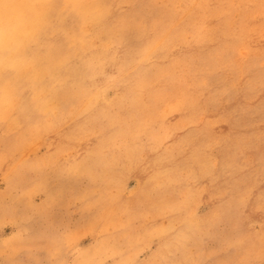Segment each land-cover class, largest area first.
Returning <instances> with one entry per match:
<instances>
[{
  "label": "rangeland",
  "instance_id": "1",
  "mask_svg": "<svg viewBox=\"0 0 264 264\" xmlns=\"http://www.w3.org/2000/svg\"><path fill=\"white\" fill-rule=\"evenodd\" d=\"M7 26L0 264H264V0H41ZM226 192L242 237L177 251Z\"/></svg>",
  "mask_w": 264,
  "mask_h": 264
},
{
  "label": "snow or ice",
  "instance_id": "2",
  "mask_svg": "<svg viewBox=\"0 0 264 264\" xmlns=\"http://www.w3.org/2000/svg\"><path fill=\"white\" fill-rule=\"evenodd\" d=\"M76 175H84L79 168L75 169ZM189 176L192 173L189 172ZM225 198L229 199V211L227 214L222 215L217 219H212L210 221L204 222H194L193 219L185 217L180 221L181 227L179 230H173L176 237V250L179 251L180 248L187 247L191 245L192 247L202 248L199 240L196 236L202 233H206L216 228L218 225H223L225 238L223 251H227L229 248L233 247L237 239L242 237L243 232L241 229V223L243 220V210L247 203L243 192L238 193L239 199L235 196H230L229 193H224ZM190 203L191 200L195 199V193L190 192L186 198ZM160 264H169L168 261H161ZM172 264H199V262L191 261H174ZM223 264H231L230 261H224Z\"/></svg>",
  "mask_w": 264,
  "mask_h": 264
},
{
  "label": "clouds",
  "instance_id": "3",
  "mask_svg": "<svg viewBox=\"0 0 264 264\" xmlns=\"http://www.w3.org/2000/svg\"><path fill=\"white\" fill-rule=\"evenodd\" d=\"M41 5V0H0V48L6 47L11 41V33L7 26L10 19H14L23 28L25 16L34 13Z\"/></svg>",
  "mask_w": 264,
  "mask_h": 264
}]
</instances>
